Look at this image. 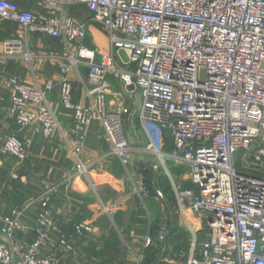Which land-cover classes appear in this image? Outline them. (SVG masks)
<instances>
[{
  "label": "built area",
  "instance_id": "built-area-1",
  "mask_svg": "<svg viewBox=\"0 0 264 264\" xmlns=\"http://www.w3.org/2000/svg\"><path fill=\"white\" fill-rule=\"evenodd\" d=\"M42 1L46 10L35 14L0 0V21L18 24L27 38L38 35L66 46L55 59L61 104L73 112L62 136L76 165L64 173V184L87 173L82 156L93 125L101 127L111 155L125 167L131 164L124 124L129 110L108 105L113 75L143 96L140 119L149 142L138 151L159 158L152 169L165 168L181 213L191 210L204 223L201 242V231L190 227L192 247L178 255L181 264H264V0ZM77 5L88 8L90 23L107 35L108 55L86 45L88 23L69 10ZM22 47L20 40L7 41L0 63L31 58ZM81 67L88 71L84 103L75 102L68 77ZM0 82L13 92L9 111L21 131L35 126L48 139L60 128L48 101L53 81L42 86L5 75ZM149 124L168 135L170 150L157 143ZM30 147L11 135L2 152L23 163ZM239 153L251 172L236 169ZM168 164L185 172L174 176ZM133 191L142 200L150 197L144 172ZM53 194L49 190L36 201L32 239L19 238L29 233L21 208L0 215V264H64L61 254H71L78 240L94 232L86 222L62 229L52 213Z\"/></svg>",
  "mask_w": 264,
  "mask_h": 264
},
{
  "label": "crops",
  "instance_id": "crops-1",
  "mask_svg": "<svg viewBox=\"0 0 264 264\" xmlns=\"http://www.w3.org/2000/svg\"><path fill=\"white\" fill-rule=\"evenodd\" d=\"M13 1L23 10L35 14L42 13L47 8L42 0ZM71 9L75 13L80 10L74 16L79 21L88 23L86 45L101 54V50L93 43L99 34L94 25L98 28L100 26L90 23L92 12L81 5L70 7V12ZM85 12L90 16L87 21L82 15ZM9 40L22 41V54L29 53L31 58H16L8 66L0 63V81L5 75H15L27 83L42 86L53 81L56 86L48 95V101L58 118L60 128L48 139L37 132L35 126L21 131L9 111L13 92L0 82V215L9 213L14 207L21 208L22 222L29 229V233L19 238L32 239L38 210L36 201L47 191L54 190L52 213L62 229L70 231L74 224L81 222L94 227L92 234L75 243L71 254H61L64 264H137L136 258L139 264H181L182 260L178 255H187L192 247L190 227L197 232L201 231L202 235L204 223L197 215L190 216L189 210L185 215L181 213L165 168L157 171L152 169L154 164L160 163L159 158L154 154L138 151L149 142L140 119L143 103L141 92L129 91L120 79L113 75L108 76L111 85L109 107L116 111L129 110L124 117V124L133 148L130 153V166L125 167L120 159L111 155V147L106 142L101 127L93 125L88 131L86 149L82 156L87 173L74 175L70 183L64 184V173L72 171L76 165L62 136L63 132L68 133L73 124V112L61 104L59 82L62 75L55 59L66 53V46L59 40L38 35L27 38L18 24L0 21V55ZM68 77L76 87L75 102H86L84 83L88 77L87 69H73ZM152 126L156 127L149 124L150 132ZM11 135L18 136L31 146L29 158L23 163L2 152L5 140ZM170 149L169 144L166 150ZM168 167L171 171L182 170L171 167V164ZM141 171L153 178L155 201L163 203L165 213L163 216L159 215L161 224H157V215L149 216L141 212L144 200L134 194L133 182ZM159 172L163 173L169 183L177 214L173 213L164 195L162 198L158 197V192L164 193L162 181L158 177ZM157 203L152 204L156 206ZM27 206L29 207L26 208ZM148 239L151 244L147 247ZM145 254L151 257V262L145 261Z\"/></svg>",
  "mask_w": 264,
  "mask_h": 264
},
{
  "label": "rangeland",
  "instance_id": "rangeland-1",
  "mask_svg": "<svg viewBox=\"0 0 264 264\" xmlns=\"http://www.w3.org/2000/svg\"><path fill=\"white\" fill-rule=\"evenodd\" d=\"M80 11V10H79ZM79 11L76 13L74 12L73 9H71V12L73 15L76 16V14L79 13ZM85 19V21H87L90 16L89 14H87V12L83 13L82 14ZM90 20V19H89ZM94 27L96 29H98V36L95 37V39L93 40V43H94V46L98 49V50H101V54H109L110 52V43H109V39L107 37V35L101 30V28H98V26L94 25ZM151 133L153 135V137L155 138V140L157 141V143H161L163 142L164 145H169V138H168V135L166 133H163V132H160L156 127L152 126V129H151ZM147 146V145H146ZM246 162L243 158V154L242 153H239L236 158H235V166H236V169L239 170V171H242V172H251L250 169H248L246 167ZM181 172H185V170H172V173L174 176H177L179 173ZM158 177H160V182L162 181V187H163V195H164V198L166 199V201L168 203H170V206L172 207L171 210L173 211L174 214H177V211L175 210V208L173 207V200H174V195L172 193V190L170 189V186H169V183L168 181L166 180V178H164L163 176V173L161 174V172H159L158 174ZM152 179L151 176H148L146 173H145V184H146V187L147 189L150 191V199H146L144 200L142 203H143V210L141 211L144 215H154L156 216L157 215V218H156V221H157V224H161V220L159 219V215L165 213L163 212V203H157L155 201V197H154V191H152V186H153V183H152ZM159 182V181H158ZM157 203L156 206H154L152 203ZM169 206V207H170ZM188 214L190 216H194L196 217V215L191 211L189 210L188 211ZM161 216V218H162ZM156 223V222H155ZM203 235L199 234L198 238H199V241L201 242L203 240ZM191 244H192V238H191ZM148 253V252H147ZM147 257V258H146ZM136 263L139 264L140 262L137 260L136 258ZM145 261L146 262H151V257H148V254H145Z\"/></svg>",
  "mask_w": 264,
  "mask_h": 264
},
{
  "label": "water",
  "instance_id": "water-1",
  "mask_svg": "<svg viewBox=\"0 0 264 264\" xmlns=\"http://www.w3.org/2000/svg\"><path fill=\"white\" fill-rule=\"evenodd\" d=\"M128 90H129V91H133V90H134V86H130V87H128Z\"/></svg>",
  "mask_w": 264,
  "mask_h": 264
},
{
  "label": "trees",
  "instance_id": "trees-1",
  "mask_svg": "<svg viewBox=\"0 0 264 264\" xmlns=\"http://www.w3.org/2000/svg\"><path fill=\"white\" fill-rule=\"evenodd\" d=\"M152 190V189H151Z\"/></svg>",
  "mask_w": 264,
  "mask_h": 264
}]
</instances>
